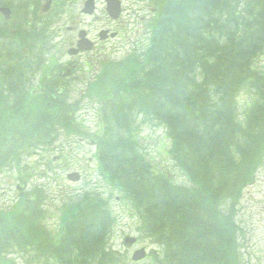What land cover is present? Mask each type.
I'll return each instance as SVG.
<instances>
[{"label": "trees", "instance_id": "trees-1", "mask_svg": "<svg viewBox=\"0 0 264 264\" xmlns=\"http://www.w3.org/2000/svg\"><path fill=\"white\" fill-rule=\"evenodd\" d=\"M147 4V42L120 61L99 64L86 87L84 98L100 105L103 132L94 137L79 123V104L69 93L54 96L55 78L42 80L41 93L29 97L22 87L20 102L9 101L15 85L47 67L51 48L45 27L27 17L5 25L16 39L0 76L6 82L0 83V135L9 130L0 137V175L11 165L23 169V156L53 145L62 130L95 141L110 194L70 199L51 229L45 192H22L0 209V264H18L12 253L32 259L31 252L57 264H121L109 246L114 195L138 218L140 235L163 247L157 264H244L239 205L264 160V0ZM145 122L165 128L168 156L188 185L159 172L143 151Z\"/></svg>", "mask_w": 264, "mask_h": 264}, {"label": "rangeland", "instance_id": "rangeland-1", "mask_svg": "<svg viewBox=\"0 0 264 264\" xmlns=\"http://www.w3.org/2000/svg\"><path fill=\"white\" fill-rule=\"evenodd\" d=\"M85 1L67 0L66 10L60 13L54 24L55 29L60 28V31L59 38L54 40V45L58 46L52 49L51 55L55 56L59 63L62 62V65L69 63L68 44L78 40L80 30H86L89 38L99 43L94 54H85L81 58L73 59L81 67V72L78 75L80 81L71 84L73 101H80L78 120L90 136H95L103 132L99 107L81 99L86 89L85 84L99 72V64L108 60L120 61L136 48L138 43L142 45L147 42L143 18H146L150 11L146 0H122L123 17L119 21H113L106 11L105 0H97V11L93 17L82 13ZM68 28H73L74 31L69 32ZM104 29L120 31L121 34L117 38L103 42L99 40V34ZM242 100L246 101L247 96H242ZM244 112L245 107L242 105L240 114ZM2 131L4 132L0 137H3V133L6 135L9 132L4 127ZM139 139L143 151L151 157L159 172L170 173L179 184H189L186 176L168 156L170 139L163 126L143 123L140 126ZM96 154L97 147L90 144V141L70 138L63 134L53 147L44 151L42 149V153L33 154L25 159L24 165L28 167L24 168L27 172L23 181H19V173L14 170H7L0 176V207H7L13 203L18 198L21 188L27 191L34 186H42L47 193V208L52 214L65 202L72 198L77 200L80 195L89 191L97 190L103 192L105 198L109 197L110 187L100 177ZM73 172L81 174V182L74 184L67 180L68 174ZM119 197L114 195L108 206L114 217L109 240L110 248L120 256L121 264H133L132 253L142 247L147 248L155 259H159L163 247L157 245L153 239L140 235L138 218L133 216L131 208L127 207L124 201L117 200ZM238 222L243 232L241 245L244 264H264V160L254 182L244 191L239 205ZM127 237L137 238L139 245L129 249L124 242ZM14 255L19 264H29L28 256ZM144 264H148V261Z\"/></svg>", "mask_w": 264, "mask_h": 264}, {"label": "flooded vegetation", "instance_id": "flooded-vegetation-1", "mask_svg": "<svg viewBox=\"0 0 264 264\" xmlns=\"http://www.w3.org/2000/svg\"><path fill=\"white\" fill-rule=\"evenodd\" d=\"M4 4V5H3ZM6 4V5H5ZM1 8H7L11 12V19L10 21H6V18L1 13L0 14V76H4V73L2 71L6 68V63L8 62V59L5 58L6 54V48H10L12 45V41L16 39V36L13 33V30H9V34H5V25L8 23H15L16 17H18V20L24 19L25 17L28 18L29 21H31L30 25L35 24H43L45 20H50L49 18L53 15V13L61 9L66 10V6L62 4V0H8V3H0V9ZM70 32H73V28H68ZM112 33L109 29H105ZM118 33V36H120V31H116V34ZM78 32V36H79ZM110 38H108L106 41H108ZM95 42V50H97L99 43ZM68 45H70V48H73L74 46H78V40L72 41ZM14 47L17 48V50L20 48V42H16L13 44ZM13 56H16V53L12 54ZM85 54L81 53L78 55V57H83ZM62 66V67H61ZM61 67V68H59ZM58 71L57 67L53 70L55 74L58 76L59 80H62L64 84L71 85L73 82L80 81V78L78 75L81 72V67L76 64L75 60H71L69 63L63 64L62 62L59 63ZM56 70V71H55ZM33 71H36V69H33ZM2 85H6L5 80L0 82ZM11 86V85H10ZM31 84L24 83L20 85H15L16 91L10 92L8 94L9 101L13 102H20V96H21V88L30 87ZM3 94L6 93L5 88H3ZM147 260H151V256H149L145 261L141 263H134V264H144ZM42 261V260H37ZM49 264H55V262L52 260L51 262H46ZM152 263V262H151Z\"/></svg>", "mask_w": 264, "mask_h": 264}, {"label": "water", "instance_id": "water-1", "mask_svg": "<svg viewBox=\"0 0 264 264\" xmlns=\"http://www.w3.org/2000/svg\"><path fill=\"white\" fill-rule=\"evenodd\" d=\"M85 9L83 10L84 13L92 15L95 11V1L94 0H88L85 5ZM107 10L109 12V15L113 19H118L121 15L122 9H121V1L120 0H107ZM8 18L10 15V11L8 9H2L1 10ZM107 32H102L101 37L102 39H106ZM81 47L78 50H71V55L77 54L80 51H89L92 49L91 42L86 38V33H81V41H80ZM69 179L73 182H77L80 180V175L78 173H73L69 176ZM125 243L134 245L136 243V239L133 237H128L125 240ZM147 257V251L145 248H142L135 252L133 256V261L139 262L144 260Z\"/></svg>", "mask_w": 264, "mask_h": 264}]
</instances>
